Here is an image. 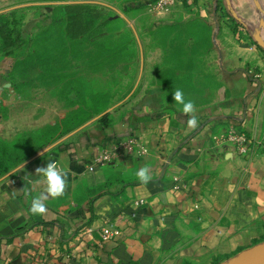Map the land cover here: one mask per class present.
<instances>
[{"label": "crops", "instance_id": "crops-1", "mask_svg": "<svg viewBox=\"0 0 264 264\" xmlns=\"http://www.w3.org/2000/svg\"><path fill=\"white\" fill-rule=\"evenodd\" d=\"M82 1L132 19L143 71L149 44L150 75L164 77L150 90L207 93L195 105L198 126L188 127L181 106L140 98L109 126L75 133L38 157V167L55 161L68 173L43 216L29 211L46 187L36 171L0 181V264H220L262 242L264 148L241 154L220 137L264 134V51L253 38H264V0H181L170 11H151L154 0H0V11L99 4ZM24 3L32 4L8 9ZM130 136L148 154L94 164ZM143 166L147 184L136 176Z\"/></svg>", "mask_w": 264, "mask_h": 264}, {"label": "rangeland", "instance_id": "rangeland-1", "mask_svg": "<svg viewBox=\"0 0 264 264\" xmlns=\"http://www.w3.org/2000/svg\"><path fill=\"white\" fill-rule=\"evenodd\" d=\"M136 23L141 33L146 30ZM145 46L141 71L140 45L130 24L101 5L0 13V178L105 108L114 106L113 115L147 94L160 107L182 109L173 100L175 90L147 92L164 77L150 75V45ZM183 94L197 105L207 93ZM97 121L83 129L93 133ZM37 159L15 173L27 167L34 173L42 165Z\"/></svg>", "mask_w": 264, "mask_h": 264}, {"label": "built area", "instance_id": "built-area-1", "mask_svg": "<svg viewBox=\"0 0 264 264\" xmlns=\"http://www.w3.org/2000/svg\"><path fill=\"white\" fill-rule=\"evenodd\" d=\"M181 0H154L149 3L151 11H170ZM220 139L224 142H231L235 145L236 150L241 154H248L254 149L264 148V134L249 135L244 131L230 129L223 133ZM149 149L141 143L136 137L130 136L125 140H121L112 147H104L95 158V165H105L118 159L122 154L131 155L141 158L148 154ZM92 168V167H91ZM15 182V180H13ZM112 233L104 229L103 237L110 238Z\"/></svg>", "mask_w": 264, "mask_h": 264}, {"label": "clouds", "instance_id": "clouds-1", "mask_svg": "<svg viewBox=\"0 0 264 264\" xmlns=\"http://www.w3.org/2000/svg\"><path fill=\"white\" fill-rule=\"evenodd\" d=\"M173 100L175 103L182 105L183 114L189 116L187 120L188 127L196 128L198 126V119L195 115L196 107L194 102L191 100L186 101L181 89H176L173 92ZM35 173L43 178L41 182L46 187L42 193L32 199L29 211L33 215L43 216L48 211L45 201L49 198H59L65 194L68 173L66 170L60 168L55 161H49L46 166L38 167ZM136 176L141 184H147L151 180L150 169L147 166H143L136 172ZM19 191L25 196L30 195L23 188Z\"/></svg>", "mask_w": 264, "mask_h": 264}, {"label": "water", "instance_id": "water-1", "mask_svg": "<svg viewBox=\"0 0 264 264\" xmlns=\"http://www.w3.org/2000/svg\"><path fill=\"white\" fill-rule=\"evenodd\" d=\"M82 2L99 3V4L108 5L106 3L99 2V1H82ZM29 4H32V3H24V4H20V5H16V6L10 7L8 9L17 8V7H23V6H27ZM108 6H110V5H108ZM5 10H7V9H5ZM0 12H2V11H0ZM117 12L130 24L131 28L133 29V32L135 33V35H136V37H137V39L139 41L138 33H137L134 25L132 24V22L128 19V17L122 11L117 10ZM254 40L258 43L259 46L264 48V38H263V36L261 35L260 32H256L254 34ZM140 47H141V71H142L143 70V49H142V45L141 44H140ZM140 77H139V79H140ZM120 103H122V101ZM120 103H118V104H120ZM113 108H114V106L109 107L108 109H106L105 111H103L100 114L96 115L95 117H93L92 119L88 120L84 124L80 125L76 129H74L71 132L67 133L66 135H64L63 137H61L60 139H58L54 143L48 145L47 147H45L41 151L37 152L36 154L31 156L29 159H27L26 161H24L23 163H21L20 165L15 167L12 171H10L7 174H5L4 176H2L0 178V181L10 177L12 174H14L18 170H20L21 168L26 166L27 164H29L33 160L37 159L38 157H40L44 153L48 152L49 150H51L52 148L57 146L59 143L63 142L67 138L71 137L75 133L79 132L80 130H82L83 128L88 126L89 124H91L94 121L98 120L103 115L109 113ZM0 122H1V117H0ZM220 264H264V240L262 242H260V243H257L255 245L249 247V248H246V249L240 251L238 254L234 255L233 257L229 258L228 260H226V261H224V262H222Z\"/></svg>", "mask_w": 264, "mask_h": 264}, {"label": "trees", "instance_id": "trees-1", "mask_svg": "<svg viewBox=\"0 0 264 264\" xmlns=\"http://www.w3.org/2000/svg\"><path fill=\"white\" fill-rule=\"evenodd\" d=\"M98 5H100V4H73V5L60 4L58 8H63V9L64 8H78V9H83V8H87V7H91V6H98ZM255 43L258 44L256 41H255ZM260 48L264 51V48H262L261 46H260ZM153 91H155V90H153ZM147 92H152V91L150 90V91H147ZM142 100L144 102H150L151 101L150 100V97L147 94L143 97ZM106 109H108V108H105L104 110H101L98 114H100L101 112L105 111ZM97 122H98L97 123L98 125H100L101 127L105 128V127H107V126H109L111 124V122H112V115L109 114V113H107V114L103 115L102 117H100ZM82 124H84V123H82ZM18 175H19V173L18 174L17 173H14V174H12L10 176V178H17Z\"/></svg>", "mask_w": 264, "mask_h": 264}]
</instances>
